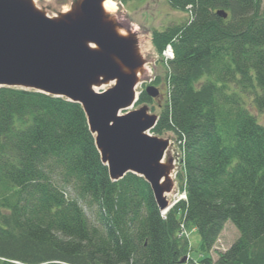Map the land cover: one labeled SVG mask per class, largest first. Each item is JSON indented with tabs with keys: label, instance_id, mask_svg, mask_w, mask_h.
I'll return each mask as SVG.
<instances>
[{
	"label": "trees",
	"instance_id": "1",
	"mask_svg": "<svg viewBox=\"0 0 264 264\" xmlns=\"http://www.w3.org/2000/svg\"><path fill=\"white\" fill-rule=\"evenodd\" d=\"M187 20L153 31L165 85L152 134L181 150L185 198L165 215L150 184L112 181L79 103L0 88V264H264V0H166ZM225 11L222 18L217 12ZM171 47L174 57L163 54ZM145 89L137 106L154 104Z\"/></svg>",
	"mask_w": 264,
	"mask_h": 264
},
{
	"label": "water",
	"instance_id": "2",
	"mask_svg": "<svg viewBox=\"0 0 264 264\" xmlns=\"http://www.w3.org/2000/svg\"><path fill=\"white\" fill-rule=\"evenodd\" d=\"M105 2L78 0L70 11L51 18L34 0H0V88L79 103L111 180L128 173L143 177L159 209L167 212L171 161L166 164L165 158L173 140L151 134L159 117L147 106L128 112L138 102L145 63L137 38L120 32ZM217 14L228 17L222 10ZM145 92L160 97L155 86Z\"/></svg>",
	"mask_w": 264,
	"mask_h": 264
},
{
	"label": "rangeland",
	"instance_id": "3",
	"mask_svg": "<svg viewBox=\"0 0 264 264\" xmlns=\"http://www.w3.org/2000/svg\"><path fill=\"white\" fill-rule=\"evenodd\" d=\"M38 9L45 12L49 17L56 18L61 14L70 11L78 0H34ZM116 3V9L108 12L110 17L114 19L119 27L120 32L125 36H134L138 40V51L144 60V67L140 72V82L137 92L140 93L145 87L150 86L156 77H161L163 81L164 69L161 58L153 45V31L162 30L169 25L178 24L187 20L186 13L174 10L169 6L166 0H113ZM164 55V54H163ZM113 85L104 87V90L111 88ZM162 95L165 98L167 87L161 85ZM164 101V99H163ZM162 101V102H163ZM161 102V103H162ZM150 115H160L158 103L146 104ZM145 104L135 105L129 111L140 109ZM257 116L260 124L264 125V112L252 110ZM124 113V112H123ZM152 134V133H151ZM153 135V134H152ZM155 136V135H153ZM162 139L175 140L174 135L170 132L162 136ZM181 150L177 143L172 144L166 154L165 163L171 161V191L166 195L170 206H175L185 195L180 190L178 174L181 170ZM190 238L192 252L191 259L199 262L203 258H213L217 260L219 254L226 252L239 238L240 234L235 226L228 222L225 230L217 241L211 253H203L200 249L201 237L195 229L190 227L185 230ZM190 264V263H187Z\"/></svg>",
	"mask_w": 264,
	"mask_h": 264
},
{
	"label": "bare ground",
	"instance_id": "4",
	"mask_svg": "<svg viewBox=\"0 0 264 264\" xmlns=\"http://www.w3.org/2000/svg\"><path fill=\"white\" fill-rule=\"evenodd\" d=\"M104 8L106 11H114L116 9V3L113 0H106L104 3Z\"/></svg>",
	"mask_w": 264,
	"mask_h": 264
},
{
	"label": "flooded vegetation",
	"instance_id": "5",
	"mask_svg": "<svg viewBox=\"0 0 264 264\" xmlns=\"http://www.w3.org/2000/svg\"><path fill=\"white\" fill-rule=\"evenodd\" d=\"M160 91V97L157 98V99H153L154 102H159V104H161V102L163 101L164 97L162 95V89H161V86L157 87Z\"/></svg>",
	"mask_w": 264,
	"mask_h": 264
},
{
	"label": "built area",
	"instance_id": "6",
	"mask_svg": "<svg viewBox=\"0 0 264 264\" xmlns=\"http://www.w3.org/2000/svg\"><path fill=\"white\" fill-rule=\"evenodd\" d=\"M168 55H169V56H172V52H171V50L168 51Z\"/></svg>",
	"mask_w": 264,
	"mask_h": 264
}]
</instances>
